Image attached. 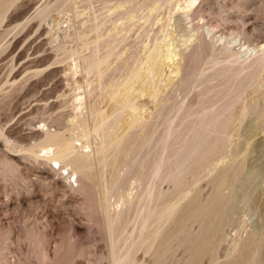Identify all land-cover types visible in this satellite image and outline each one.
Here are the masks:
<instances>
[{"label": "rangeland", "instance_id": "1", "mask_svg": "<svg viewBox=\"0 0 264 264\" xmlns=\"http://www.w3.org/2000/svg\"><path fill=\"white\" fill-rule=\"evenodd\" d=\"M137 3L132 5V20L123 22L121 30L117 13L124 12L122 0H0V264H105L97 190L102 188L103 180L111 179V169L120 178L111 187L116 191L137 194L149 188L151 192L135 202L118 234V248L131 250L130 264L187 261L183 246H172L165 259L157 261L153 251L156 242L136 239L139 221L155 204L157 191L162 194V218L172 209L184 210L196 199L197 204L224 209L211 220L212 232L205 234L210 237L208 251L194 264H226L238 258L237 264H264V107L260 105L264 68L258 73L263 82L252 83L241 93L211 153L182 155L192 147V135L201 115L221 105V97L216 94L227 88L225 94L231 95L236 80L243 75L227 68L210 81L207 77L199 80L201 73H212L208 71L210 59L219 56H210L203 45L192 56V27L197 35L204 36L207 26H211L216 47L221 37L230 49L246 57L251 49L264 47V0H195L194 7L199 3L200 12L189 13L188 18L180 11L171 15ZM118 4L122 9L115 11ZM93 21L100 22L98 29L90 27ZM243 31L245 35H240ZM157 37L181 53V58H175L169 69L161 66L156 74L144 57L155 40L159 41ZM182 52L189 53L188 60ZM97 60L101 61L93 65ZM173 66L178 67L176 75L169 73ZM136 69L146 78L143 85L135 80L130 85L127 82ZM234 76L235 80H227ZM120 83L130 88L125 90L130 96L128 105L136 108L134 114L138 116L137 128L130 134L149 135L144 150L132 157L138 162L146 154L151 162L158 161L152 177L136 182L124 167L129 159L122 163V158V164L115 168L103 167L102 161L99 165L96 160L90 181L80 178L77 183L75 176L68 179L65 169L58 170L55 163L45 159L43 151L38 157L26 152L28 147L40 145L39 136L45 129L70 137L76 147L77 141L87 140L94 148L92 136L98 131L88 132L91 126L75 124L71 121L73 114L80 111L84 115L85 107L79 104L93 99L103 86L106 91L113 87L116 91L109 98L103 91L104 99L94 100L103 110L99 108L100 112L111 114L121 99ZM199 94L209 98V103L192 107V99ZM113 115L117 116L115 124L129 119L122 111ZM198 158L197 169L191 173L187 166ZM110 159L112 154H106L103 161L109 163ZM232 162L240 166L239 173L216 196L212 195L221 167ZM180 178L184 183L176 188ZM116 200L117 195L111 203ZM192 222H185V232L201 236L204 232L200 223ZM155 227L156 222L151 220L147 230ZM163 227L169 232L172 225L165 220ZM241 244H245L242 251Z\"/></svg>", "mask_w": 264, "mask_h": 264}, {"label": "bare ground", "instance_id": "2", "mask_svg": "<svg viewBox=\"0 0 264 264\" xmlns=\"http://www.w3.org/2000/svg\"><path fill=\"white\" fill-rule=\"evenodd\" d=\"M122 1L124 3L123 4L124 12L120 11L117 13L119 17L118 20L120 22L119 29L121 30L124 29L123 27H125L123 26V22H129L132 20V17H131L132 10H133L132 5L135 2H138L137 4L140 7H145L150 10L163 9L166 11V13L171 14V15L180 11L182 13L181 15H183L186 18L189 17V13H192V15H195L200 12L198 8L199 3L197 6L194 7L195 0H182V1L181 0H122ZM119 4H118L119 7L117 8L115 7V11L118 8H121ZM134 6H137V5H134ZM93 23L94 24L91 25L90 27H93L94 29H98V27L101 25L100 22H97V21L96 22L93 21ZM197 28H201V27L197 26ZM126 30H128V28ZM159 31L161 32L162 28H160ZM116 32L117 31H115V33ZM205 32L206 34L204 36L202 34L197 35V30L193 29L192 27V56H194L197 53V49L199 45H203V48L205 47L207 52L211 54L210 56H214L216 53L219 57L210 59V67L208 68V71H212V73L209 75H207L208 74L207 71L201 73L198 77L199 80L202 78L206 79L205 77H207L208 80L206 81H210L217 75L223 73L227 68H233L235 74L243 72V75L241 78L236 80V88L231 95L225 94V92H227L226 91L227 88H224L225 92L221 91L216 94L218 96L220 95L221 97V100H222L221 105L215 109L213 108L208 109L201 115L200 120L197 123V126L193 132L194 134L192 135V147H189L187 151L184 152L182 155H189V154L193 155V153L199 154L200 156L204 154L209 155L214 145L217 142L218 135L224 130V127L229 120L228 116L233 111L232 107L235 106L236 104H239L241 93L246 88L250 87L252 83L259 84V81L263 82V79L258 77V73L262 71V69L264 68V47L263 46H262V49L260 50H258L259 47L256 49V51L251 49L250 51H248L249 54H247L246 57L240 56L238 52H234L233 49H230L228 47L229 44L227 42L222 41L221 37L217 39L219 42H221V44L218 45L217 47L215 46V43H213L212 41V37L215 34L213 33V29H211V26L210 28L209 26H207V29ZM240 35H245V32L244 31L241 32ZM157 38L159 39V41L155 40L154 44H152V47L146 50L145 57H144V61L149 64V67H151L150 69L152 71L154 70L156 74L159 72V70L161 71V68H160L161 66L162 67L165 66L169 69L170 66L173 64V61L175 58H181L180 57L181 53L173 51L174 49H170L171 45L169 43L164 44L163 42H160L161 39L159 37ZM206 38H209V40L207 41ZM188 54L189 53L183 54L182 52V57L188 60L189 58ZM96 58L97 57H95V59ZM101 60L93 61L92 63L93 65L96 64L95 66H97ZM92 63H91V66H92ZM88 67L90 68L89 65ZM96 70L97 69H95V71ZM169 73L172 75H176L178 73V67L173 66V69ZM235 78L236 76L227 77V80L228 81H230L231 79L235 80ZM127 79L129 80V81L126 80L129 85L131 83L130 81H134V80L138 82L140 85H143L144 79L146 78L140 74L139 69H136L134 73H130L128 75ZM117 86L123 87L121 88L123 92L122 94L121 92L119 93L121 94V99H118L120 100V102L116 99L119 102V103L117 102L119 105L118 104L117 106L115 105L113 112L111 114L105 115L102 112H100L101 108L100 107H99L100 109L98 108L99 105H97V102L94 100V98L99 99V101L100 99H104L105 94L109 98L110 94L116 91L114 87L112 88L113 90L111 91L109 89V87L111 86L107 88L111 92H109L108 90L107 91L105 90L106 86L100 87L97 89V92L95 93L93 92L94 93L93 95L95 96L94 97L92 95L93 99L88 100L87 102L86 101L81 102V104H79L80 107H85L83 108L86 110L84 115H82L80 111L79 113L74 112L73 114V120L71 121H74L75 124L80 125V126L85 125V128H88L91 126L90 127L91 130L87 129L88 132L89 131L94 132L95 130L98 131L97 133L94 132L95 135L92 136L93 139L96 141L94 148L91 147V144L89 143L90 141L88 142L87 140L83 142L77 141L79 142V146L76 147L70 141L71 140L70 137L65 138L62 134H60V132H50L47 129H45L44 132H41V136H39L40 145L35 144L37 146H34V145L30 146L28 147V149H26L27 150L26 152L32 157H38V154L43 151V155L45 159L55 163L57 165L58 170L65 169L66 176L68 177V179H70L71 176H75L74 182H77V183L80 181V178L90 181L91 179L90 177L94 175L91 173L92 172L91 170L96 160L98 162V163L96 162L97 164H99V162L102 161L101 163L103 167L110 166L112 168H115L114 166H119L124 161L129 159L127 162H125L124 167L126 168L127 173H130L134 176V179L136 180V182L142 183L144 179H149L150 177H152L153 169H155L156 171V169L158 168V163H157L158 161L151 162L148 159L146 154L144 156L142 155V157H140L138 162H136V159L132 157L135 153L137 152L141 153V151L144 150L147 143L149 142V137H147L149 135L140 136V135H137L138 133L136 135L130 134L132 129L136 127L135 120L138 117L137 115H136L137 117H135V114H134V111L136 108L134 109L131 105L130 106L128 105L130 96L127 95L128 94L127 92H126L127 94L125 93V90L127 89L126 83L124 84L120 83V84H117ZM129 89L127 90L129 91ZM103 91L105 92V94L101 93ZM208 99L209 98L205 99L204 97H202L201 94H199L198 96H195L194 99H192V107L193 106L197 107V105H199L200 103H201L200 105H203V103L206 104L208 102ZM260 105L264 107V90H263V99ZM208 107L210 108V106ZM242 107L243 105H241V110H242ZM245 108H249V106H245ZM101 111L103 110L101 109ZM120 111L124 113V116L128 115L129 119L128 120L126 119L124 123H121L122 120L121 121L119 120L118 124H115L117 120V116L113 114L115 112L120 113ZM197 116H199V114H197ZM118 118H119V115H118ZM139 125H142V123ZM88 132L87 133L84 132V134L86 133V135H88L89 134ZM106 154H109V155L112 154V160L110 159L111 161L109 163H104L103 161ZM122 158H123V161L121 163L120 160ZM199 160H200L199 158L196 160H193L192 164L187 166V169L190 168L191 173H195L197 169V162H199ZM193 164H194V167H192ZM233 164L234 163L232 162L230 164H226L221 167L222 168L220 170L221 172H219L220 174L217 176L215 180L214 192L212 195L216 196L215 194L219 193L221 188H223L237 173H239L240 166L238 164H234V165ZM174 169L176 170V168ZM111 171H112L111 179L109 178L107 181L103 180L102 188H98L97 190L98 191L97 195L99 197L97 200L98 201L97 202L98 203V206H97L98 227L101 229L103 237L105 238V247H106V254L104 255L105 256L104 260H105V264H130L131 250L129 248V249H125L122 251L120 248H118L117 246L118 234H120L119 232L121 231L122 226L124 225L123 223L126 222V219H128L127 217L130 214L135 202L138 203L139 201H141V199L145 197L147 198V196L151 192L149 188H142V190H140L137 194L136 193L125 194L122 190L116 191L115 188H111V187H113L120 178L115 173L116 171L115 169H111ZM154 180L156 179L154 178ZM183 183H184L183 179L180 178L178 179V181H176L175 187L180 188L183 185ZM112 195L113 196L117 195V200L114 203H111V198L113 197ZM161 195H162L161 192L157 191L156 198H155V204L150 209H146L144 211L139 221V224H138V233H137L136 239L140 240V242H143L149 239H151L153 242H156V246L153 251H154V256H156L157 261H161L164 258V256H167L168 251L172 246L174 245L183 246L184 247L183 249H186L187 254H188L187 261L185 264H194V262L198 258L204 255L203 254L204 251L207 253L208 250L206 251V248L209 244L210 237L207 238L205 234L212 229L211 220L213 219V217H215L219 213L221 214L224 209H219L220 207L217 209L216 206H210L209 204L207 205L205 204L206 206L200 205L199 203L197 204L196 203L197 199H196V200H191L190 202L187 201L189 203L187 204V206L185 205L186 207L184 210L172 209L167 215L165 214L166 216H164L163 214L164 218H162V213H161L162 204L160 200ZM162 219L163 221L161 222ZM151 220L156 222V227L153 230L148 231L147 228ZM165 220L170 221L172 225V228L170 229L169 232L164 230L163 224ZM187 221L199 222L201 225V229L204 233L199 237L193 236L194 237L193 238L192 235H190L191 233L189 234L185 232L184 230V224ZM131 245L133 246V244ZM244 248H245V244H241L240 245L241 251ZM250 252L251 251H249V253ZM254 252H255V247L252 249V252H251L252 257L255 254ZM73 259H76V258H73ZM239 259L240 258H238L237 261H239ZM237 261L235 259H232L230 262L226 264H237ZM246 261L247 260H245V262Z\"/></svg>", "mask_w": 264, "mask_h": 264}]
</instances>
